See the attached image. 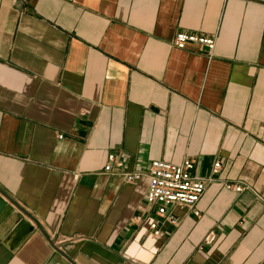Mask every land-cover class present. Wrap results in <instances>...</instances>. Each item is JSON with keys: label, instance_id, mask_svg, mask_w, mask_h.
I'll return each mask as SVG.
<instances>
[{"label": "crops", "instance_id": "0c3cea01", "mask_svg": "<svg viewBox=\"0 0 264 264\" xmlns=\"http://www.w3.org/2000/svg\"><path fill=\"white\" fill-rule=\"evenodd\" d=\"M111 153L194 159L200 215L154 236ZM0 190L43 229L0 264H264V0H0Z\"/></svg>", "mask_w": 264, "mask_h": 264}, {"label": "built area", "instance_id": "2783aa9c", "mask_svg": "<svg viewBox=\"0 0 264 264\" xmlns=\"http://www.w3.org/2000/svg\"><path fill=\"white\" fill-rule=\"evenodd\" d=\"M215 44V35L196 34L188 31H179L173 39V45L179 49L197 47L198 50L205 51L207 55H211ZM63 137V134L59 136V138ZM194 165L195 160L192 158H185L179 163L154 159L146 171L126 170L123 161L115 153H111L105 170H122L129 182L139 181L144 175H147V208L142 211L140 217L143 216L147 219L154 236H160L163 233L161 230L163 222L168 221L177 225L181 221V217L174 212L175 207L187 208L194 216L200 215L197 203L214 178L211 175L201 177L193 174ZM219 166L220 163L215 162L212 172L215 173ZM226 187L236 192L249 188L242 182L227 183ZM211 239L212 233L206 237L208 241Z\"/></svg>", "mask_w": 264, "mask_h": 264}, {"label": "water", "instance_id": "95a60500", "mask_svg": "<svg viewBox=\"0 0 264 264\" xmlns=\"http://www.w3.org/2000/svg\"><path fill=\"white\" fill-rule=\"evenodd\" d=\"M3 192L0 190V215L7 207L10 201L15 209L7 216V218L0 225V240L11 250L16 251L24 241L35 231L36 226L42 227L32 219V217L22 209L14 200L8 197V201L3 198ZM6 196V195H5ZM35 222V224L33 222ZM67 260L75 264L70 257L65 254Z\"/></svg>", "mask_w": 264, "mask_h": 264}]
</instances>
